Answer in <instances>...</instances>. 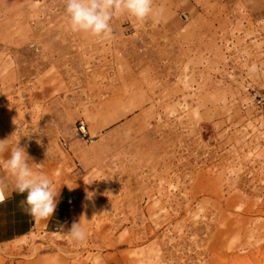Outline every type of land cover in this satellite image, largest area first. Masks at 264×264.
I'll use <instances>...</instances> for the list:
<instances>
[{"label":"rangeland","instance_id":"1","mask_svg":"<svg viewBox=\"0 0 264 264\" xmlns=\"http://www.w3.org/2000/svg\"><path fill=\"white\" fill-rule=\"evenodd\" d=\"M153 7L102 39L64 0H0V140L84 194L88 232L39 230L0 264H264V0Z\"/></svg>","mask_w":264,"mask_h":264},{"label":"clouds","instance_id":"2","mask_svg":"<svg viewBox=\"0 0 264 264\" xmlns=\"http://www.w3.org/2000/svg\"><path fill=\"white\" fill-rule=\"evenodd\" d=\"M65 14L68 17L70 30L86 33L102 39H110L113 34L111 21L114 17L127 15L138 22L149 19L158 22L163 18L164 10L155 9L153 0H64ZM256 65L249 71L256 73ZM8 147V139L0 140V153ZM25 148L17 144L12 148L9 157L2 163L4 169L13 179V189L17 194H26L20 202L21 208L33 219H49L57 207L55 199L58 193L53 188L52 179L33 170ZM9 198V186L0 178V204ZM70 242L83 245L87 242L88 232L81 222H73L66 232Z\"/></svg>","mask_w":264,"mask_h":264},{"label":"crops","instance_id":"3","mask_svg":"<svg viewBox=\"0 0 264 264\" xmlns=\"http://www.w3.org/2000/svg\"><path fill=\"white\" fill-rule=\"evenodd\" d=\"M10 153L9 147H7L5 152L0 153V162L5 161ZM80 174L82 175L81 172L71 173L69 178H74V175ZM0 178L5 179L9 186V198L4 204H0V250L23 241L39 230L45 232L59 231L66 234L73 222L79 223V219L83 215L85 198L83 193L76 194L68 187L54 186V190L58 193L55 198L57 200L56 211L49 219L35 220L21 208L20 202L25 199L26 194H17L14 191L13 179L4 169L2 163H0ZM59 206H61L60 209ZM3 264L18 263L7 262Z\"/></svg>","mask_w":264,"mask_h":264},{"label":"built area","instance_id":"4","mask_svg":"<svg viewBox=\"0 0 264 264\" xmlns=\"http://www.w3.org/2000/svg\"><path fill=\"white\" fill-rule=\"evenodd\" d=\"M76 129L77 132L81 135V137L85 138L88 136L87 128L83 122L79 123ZM63 148L68 149V144L63 143Z\"/></svg>","mask_w":264,"mask_h":264},{"label":"bare ground","instance_id":"5","mask_svg":"<svg viewBox=\"0 0 264 264\" xmlns=\"http://www.w3.org/2000/svg\"><path fill=\"white\" fill-rule=\"evenodd\" d=\"M182 21H181V19H179V18H176V16L175 17H173V18H171L168 22H167V24H168V26L170 27V28H172V29H178V28H180V26L182 25ZM64 202V201H63ZM65 203V202H64ZM60 207L61 206H59L58 208L60 209ZM57 208V207H56ZM70 208V207H69Z\"/></svg>","mask_w":264,"mask_h":264}]
</instances>
